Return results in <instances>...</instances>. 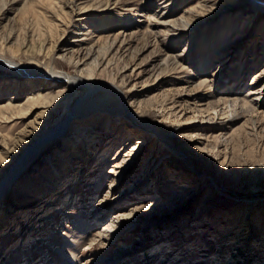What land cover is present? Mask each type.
<instances>
[{
	"label": "rangeland",
	"instance_id": "374dc122",
	"mask_svg": "<svg viewBox=\"0 0 264 264\" xmlns=\"http://www.w3.org/2000/svg\"><path fill=\"white\" fill-rule=\"evenodd\" d=\"M197 1L172 0L166 14L172 19ZM135 2L104 7V0H88L69 17L68 0H0V56L30 70L79 74L81 82L115 83L126 106L167 137L104 110L71 122L1 197L0 264H63L83 223L90 236L78 245L77 264H264V11L249 0H211L179 33L158 35L157 46L152 37L129 44L127 70L143 69L136 81L84 71L113 36L127 38L165 10L160 0H142V9ZM79 40L99 51L77 67L58 55ZM23 42L30 45L26 52L17 48ZM167 56L181 70L158 74ZM28 78L0 65V106L17 100L11 85ZM33 79L34 90L44 86L49 99L15 119L0 116V179L88 90ZM200 80L211 89L194 88ZM226 94L256 98V109L230 115L217 102Z\"/></svg>",
	"mask_w": 264,
	"mask_h": 264
},
{
	"label": "bare ground",
	"instance_id": "6f19581e",
	"mask_svg": "<svg viewBox=\"0 0 264 264\" xmlns=\"http://www.w3.org/2000/svg\"><path fill=\"white\" fill-rule=\"evenodd\" d=\"M104 1H105V5L103 6L105 7L107 6V4L114 3V1L116 0H104ZM134 1H136L134 5L142 9V3H141L142 0H134ZM160 1L164 3L161 7L165 10L163 12H160L159 14H156L154 17H150L148 22L149 25H147L145 29L142 30L140 26H137L135 30L131 31L128 34L127 38L123 37L120 39L117 35L113 36L104 45L103 52H101V54H99L94 59L93 63L90 64L89 67H85L83 70L94 74H96V71L102 72L104 70L103 71L104 73L113 71L111 77L110 76L109 77L110 79L113 80V82L115 81L117 83H125L130 80L136 81V79L140 76V73L143 71V69H139V68L136 69L135 66H133L130 72L127 70L128 63L132 64L131 63L132 56L126 60L124 59V54L127 52L129 48V44L135 38H139V40H142L145 42V44H148V38L152 37L154 41V42L152 41L153 44L157 46L159 42L157 39L158 35L161 36V35H170V34L179 33L180 30L183 29V27L181 26L190 17L194 16L195 14L199 13L202 10H205L206 6L211 2V0H201V2L197 1L196 5L184 7L179 14H175V17L170 19L168 18L169 16L166 14V12L168 11V9H170L172 5V0L170 1L160 0ZM203 1H207V2L203 3ZM249 1L250 4L256 10L264 11V1L262 0H249ZM88 6H89L88 0H68V3L65 4L64 7L67 8L65 12L70 17L71 15L74 16L77 15V13H80L83 9H85ZM208 9L210 10L211 8ZM205 12H207V10L204 11V13ZM218 17H220L221 19L224 18V20L226 18L225 16H218ZM59 22L62 23L61 21ZM13 37L14 34L10 33L6 37L5 42L6 43L9 42L10 40H12ZM79 41L80 42H76V44L72 46L71 44L66 45L67 47L63 49L64 52L66 53L58 55L60 58L66 59V61L72 63L77 67L83 66L84 62L88 58H90L94 53L95 54L98 53L99 51V50H95L96 44L92 43L91 41H86V40H79ZM118 42H120V44L117 46L116 44ZM18 47L23 49L25 48L24 52H26L30 48V45L23 42L21 45H17V48ZM0 54H3V52L0 51ZM3 56L4 55L0 56V63H1L0 65H4L7 68L20 70L22 73L29 75L28 79L22 80L20 82H15L11 85V87H13L12 88L13 89L12 94L14 95L13 98H15V96L19 98L14 101L15 103L9 99L8 100L9 104L0 106V116L3 119L6 120H12L13 118L15 119L17 117V114H21L22 111H24L32 104L37 103L41 99H46V100L49 99L43 93V91L46 90L44 86L38 84L36 90H34L35 80L33 78H37L41 76H43L44 78L52 77L59 81L63 80V82L67 83L71 87H73L74 85L80 86L83 84L84 86L87 87L88 90L83 95L78 97L73 105L67 106L63 118L58 119L52 126L45 128L28 146H26L23 149L22 153L13 162L12 166L2 174L0 179V199L4 195V193L12 187L15 180L27 170L29 165L32 162H34V160L47 147H49L52 143H54L56 140H58L60 137H62L65 134L71 122L82 120L89 117L88 115H91L95 109H97V111L95 112H99V113H103L106 111L108 114H116L118 115L116 116L117 118H119L121 115H124L128 117L130 120H132L134 124H139L140 126H143L144 128L151 130L162 140L167 141L166 135L160 132L159 129L149 124L147 121L142 119L136 112L132 111L131 109H129L128 106H126L127 103L124 102L122 99L125 94L115 83H106L104 82V80L84 78L82 76L81 77L83 79L81 82L80 77L78 76L79 74L71 75L63 70H56V69L53 70V68L47 69V71L45 72L40 71L38 69L30 70L29 67L16 64L12 61H9L10 59L6 60V58H4ZM120 62L123 63V66L116 68V66ZM155 70L158 74H160V73H166L164 71L175 72L176 70L180 71L181 69H180V65L178 64V61L174 56H167L163 59V63H161V65ZM91 76L94 77L93 74H91ZM40 81L41 79L37 80V82ZM33 82H34L33 88L28 89L30 92H26L27 90L26 89L21 94H18L19 91L22 90V88H20L21 86L30 87L33 85L32 84ZM100 87L101 89L102 88L105 89L108 94L107 93L101 95L97 94L98 88ZM193 87L194 88L202 87L203 89L208 87V89H211V85L207 80H200L196 82ZM255 99L256 98L249 99L246 97L240 99L234 97L233 94H228V95L226 94L224 97H219L217 99V102L221 104H227V106H229L231 110L230 115H238L239 113L237 114L236 110L249 111L256 109L257 104L255 105L254 103ZM111 102H118L121 105V108H119V106H116L114 104L112 105ZM226 133L227 132L224 133L220 132L219 135L224 136L226 135ZM83 224L80 231L77 232L75 235H72L73 237L70 238L69 243L66 245V249L64 250L65 252H63V256L65 259V261H63V264H77L78 245L81 240L83 241L85 239H88L90 236L88 226L84 227ZM97 236L100 237L101 236L100 233H98L96 237Z\"/></svg>",
	"mask_w": 264,
	"mask_h": 264
}]
</instances>
